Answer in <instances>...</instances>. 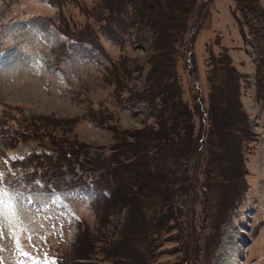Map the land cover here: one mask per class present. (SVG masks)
I'll use <instances>...</instances> for the list:
<instances>
[{
	"label": "rangeland",
	"instance_id": "rangeland-1",
	"mask_svg": "<svg viewBox=\"0 0 264 264\" xmlns=\"http://www.w3.org/2000/svg\"><path fill=\"white\" fill-rule=\"evenodd\" d=\"M106 1L0 0V193L12 227L0 216V264H110L103 252L130 212H105V170L43 158L81 146L102 162L123 151L128 133L158 121L144 88L168 72L201 139L198 154L182 145L138 179L156 191L140 203L147 220L170 208L180 219L155 222L147 264H264V100L233 0H155L142 19L143 0L112 16ZM182 228L192 230L187 263Z\"/></svg>",
	"mask_w": 264,
	"mask_h": 264
},
{
	"label": "trees",
	"instance_id": "trees-1",
	"mask_svg": "<svg viewBox=\"0 0 264 264\" xmlns=\"http://www.w3.org/2000/svg\"><path fill=\"white\" fill-rule=\"evenodd\" d=\"M130 1L135 5L136 2L139 3L140 0H108L102 9L107 12V16L108 14L109 16L117 15L126 8L127 2ZM207 1L210 2L211 0ZM141 2L144 3L143 9L145 10L144 14L141 15V19L142 16H151L154 12L153 4L155 3V0H143ZM233 3V16L241 30L243 39L252 47L255 53L256 84L258 90L257 99L264 100V9L261 8L256 0H233ZM206 7L207 5L205 4L202 14L205 13ZM107 18L109 17L101 19L107 21ZM137 21H139V19H137ZM86 39H88V37L83 41L86 42ZM93 43L91 42V44ZM218 63L221 64L220 66L222 69L230 71V62L226 57H220ZM168 73L169 75L164 78V81L156 87L157 90L154 91V89H152L150 92L144 88V92H146L144 97H149L148 100H150L153 105V110L157 111L158 121L155 126L144 128L133 134L128 133V136H130L133 141L129 143L124 140L125 142H123V144L121 141L120 144L124 146L123 151L120 150L119 147L117 153H115L110 159L108 158L105 161L97 162L90 159L87 150H84L79 146L77 152L73 151L71 147L70 151L73 152L70 154L65 151H56L58 155L61 154V157L56 158V160L53 159L54 163H58L61 160H67L65 157L69 155V158H80L77 160L78 162H76V164L84 171H97L104 169L109 178H107V185L112 187V190L105 187H101V189L105 188V190L99 189L98 195L102 196L104 202L107 204L105 205V212L113 205L130 212L128 219L119 230V238L115 241L110 240L108 247H106L107 249L103 252L104 255L107 254V259H111L109 260L110 264H147V257L150 256L151 248L155 241L152 236L158 235L161 231L159 226H157V223L158 225L161 224L163 227L166 225V223H164L166 222V215L160 218L151 216V222L147 220L140 203L145 192H152L153 194L156 191L153 187L149 186L150 183L145 184L140 188L139 183L141 181L139 182L138 179L142 177L143 174H146L147 172L151 173L152 170L154 171L157 166V160H167L170 159V157L171 159L176 158L174 154L182 145H185L187 151L190 150L191 153L198 154L199 152L200 135L196 137L193 136L190 117H188V123H185L187 121L185 115H188L185 110V104L181 102L178 85L176 84L172 73ZM146 79V83L151 81L152 75H148ZM154 99H158L159 104L154 103ZM228 110L229 109L227 108L226 112H228ZM181 116L185 117L183 122V126L185 127H180ZM223 121L225 125L226 118ZM121 156L123 159H121ZM45 159H47L46 161L52 160L50 157H45ZM129 169L131 171H129ZM125 171H129L128 177L125 175L122 176ZM149 178L150 176L147 178L145 177V180H148ZM145 182L146 181H143L141 185ZM166 196L164 195L163 199L168 201L166 198H168L170 194L167 193ZM169 210L170 214L166 217L171 221L178 223L180 220L178 217L179 215L175 214L172 208ZM152 220L154 221V225H152ZM155 222L157 223L155 224ZM181 224L182 222H180V225ZM182 232L183 234L180 237L181 243L185 240V243H182L184 245V256L182 261H186L187 263L188 259L193 254L190 253L193 252V244L190 243V241H193V238L191 237L192 230L187 228V230L183 229ZM136 239L139 242L148 244L145 248V250L148 249L147 252H144L145 250L139 251L138 248L131 249V247L134 246ZM195 255H197L196 249ZM98 262L101 263V261Z\"/></svg>",
	"mask_w": 264,
	"mask_h": 264
},
{
	"label": "snow or ice",
	"instance_id": "snow-or-ice-1",
	"mask_svg": "<svg viewBox=\"0 0 264 264\" xmlns=\"http://www.w3.org/2000/svg\"><path fill=\"white\" fill-rule=\"evenodd\" d=\"M7 207V202L4 199V194L0 193V216H6L7 214L5 212L2 211V209ZM0 238H3V229L2 227H0ZM29 239L31 240V237H29ZM17 246H19V241L16 240L15 241ZM37 264H39V262H37ZM45 264H48V262H45ZM51 264H55V262H51Z\"/></svg>",
	"mask_w": 264,
	"mask_h": 264
},
{
	"label": "bare ground",
	"instance_id": "bare-ground-1",
	"mask_svg": "<svg viewBox=\"0 0 264 264\" xmlns=\"http://www.w3.org/2000/svg\"><path fill=\"white\" fill-rule=\"evenodd\" d=\"M3 212H5L7 215L6 216H3L4 217V220L8 223V228L11 229V225L9 224V219H10V216L8 214V212L6 211V208L2 209Z\"/></svg>",
	"mask_w": 264,
	"mask_h": 264
}]
</instances>
